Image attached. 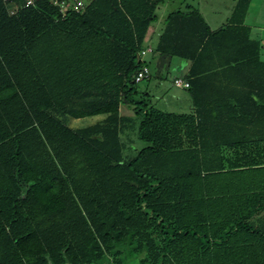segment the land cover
Here are the masks:
<instances>
[{"label":"trees","instance_id":"obj_1","mask_svg":"<svg viewBox=\"0 0 264 264\" xmlns=\"http://www.w3.org/2000/svg\"><path fill=\"white\" fill-rule=\"evenodd\" d=\"M163 1L93 0L82 13L61 18L48 0L12 16L0 0V264L262 259L264 229L251 219L264 213V155L219 148H260L264 106L238 109L261 115V122L224 125L211 122L194 91V116L157 113L146 95L132 99L135 54ZM248 3L237 0L228 26L215 33L195 11L168 18L185 23L189 42L196 37L193 78L214 69L244 72L227 76L237 85L222 87L216 97L264 102V63L244 45ZM215 44L220 48L209 52ZM120 95L133 107L137 137L146 144L129 156L117 136ZM96 114L106 115L102 123L66 126L67 117ZM227 127L246 134L228 143L215 133ZM220 233L222 242L234 233L229 240L236 244L244 234L252 236L245 242L261 237L262 250L257 254L254 244L220 249Z\"/></svg>","mask_w":264,"mask_h":264},{"label":"crops","instance_id":"obj_2","mask_svg":"<svg viewBox=\"0 0 264 264\" xmlns=\"http://www.w3.org/2000/svg\"><path fill=\"white\" fill-rule=\"evenodd\" d=\"M172 0H164L162 3L155 6L153 10L154 19L148 24L141 44L138 47V51L148 47L150 52L142 57V65L145 66L149 72V79L142 83V86L136 85V95L132 99H136L140 95H146L149 100V108L157 113L174 115V116H194V108L192 104L191 91H194L196 95H201V107L206 111H209L211 122L221 123L224 125H235L239 123H249L254 118L257 122H261L263 117L261 115L251 116L242 113L239 114L238 109H255L264 106V102L256 99H230V98H217L216 95L222 90V87L232 85L236 83L229 81L227 76H241L244 72H231L229 70L214 69L207 72L199 73L194 78L191 76L190 71L193 65L191 55L196 56L197 50L196 44L192 42L196 37L191 38V42L188 40L187 33L185 32V26L182 22L175 23L168 17L172 13L179 12L186 14L190 11H195L201 18L203 24L207 27L209 33H215L228 26V20L233 11V8L237 0H212L208 5H204L205 10H202L203 4L208 0H177V5L174 8L167 6L164 10L162 7L164 4ZM210 7V9H209ZM261 8H263V0H249L245 15L242 20V26L247 28V38L244 45L253 47L257 51L258 61L264 63V13L261 14ZM179 28V31H177ZM181 28L184 29L181 31ZM200 29V28H199ZM245 41V39H243ZM204 42V40H203ZM245 48H248L246 47ZM207 50L213 52L219 49L218 44L208 45ZM234 46H231L228 50L223 45V51H233ZM206 50V52H208ZM205 55V54H203ZM199 62V61H198ZM203 64V63H202ZM206 66V65H205ZM174 79H180L183 82H187L188 87H176L173 85ZM237 85V84H236ZM238 95L243 97L246 93V88L243 84L237 86ZM117 136L118 142L123 153V146L125 144H131L128 140L129 132L136 129L138 120L133 113V107L130 106L120 95L117 105ZM208 116V115H206ZM83 118H89L92 124L84 126H92L100 124L106 118L105 114L90 115ZM83 118H71L67 117L65 120L66 126L69 119H83ZM77 122V121H71ZM80 123V122H79ZM70 128L69 126H67ZM81 127V128H84ZM136 127V128H135ZM80 129V127L70 128ZM250 132V131H249ZM217 133V137L226 140L228 143H233L239 138H243L246 133L239 132L234 129L223 128ZM133 140V136H132ZM139 140V139H138ZM146 146V144H145ZM145 146L136 149L133 152L136 153ZM222 154L234 155V154H248L252 155L251 150L258 151L259 155H264V144L258 148L255 147H239L229 145L219 148ZM251 220L256 222L259 228L264 229V213H260L254 216ZM223 233V232H222ZM220 233L221 241L218 243L219 248L229 251L233 247L237 249L241 245H255V252L260 253L261 237H255L256 242H245L246 239H251V235L244 234V243L236 244V238L230 239L232 236H236L234 233H230L227 240L222 242L224 235ZM263 236V235H261ZM217 245V244H216ZM262 259L255 260L257 264H264V254Z\"/></svg>","mask_w":264,"mask_h":264},{"label":"built area","instance_id":"obj_3","mask_svg":"<svg viewBox=\"0 0 264 264\" xmlns=\"http://www.w3.org/2000/svg\"><path fill=\"white\" fill-rule=\"evenodd\" d=\"M39 0H19L16 4L13 0H6V12L9 16L15 15L18 10L27 9L33 7ZM93 0H48V2L56 8L58 15L63 18L66 13L73 12L80 14ZM150 52V48L145 47L135 54L136 63L139 65L138 69L133 75V83L138 85L141 82L149 79V72L145 66L142 65V57ZM173 85L176 87L187 88V82H183L180 79H174Z\"/></svg>","mask_w":264,"mask_h":264},{"label":"rangeland","instance_id":"obj_4","mask_svg":"<svg viewBox=\"0 0 264 264\" xmlns=\"http://www.w3.org/2000/svg\"><path fill=\"white\" fill-rule=\"evenodd\" d=\"M204 1V0H203ZM212 2V0H208L206 1L203 6H202V10H205L204 8V5H208L210 6L209 4ZM177 5V0H172V1H169L167 2V4H164V6L162 7V9L166 10L167 9V6L170 7L171 9L174 8L175 6ZM210 9V7H209ZM262 10L260 11L261 14L264 13V0H263V8H261ZM146 82V81H144ZM142 83H139L138 85L141 87L142 86ZM71 121H77V122H71ZM69 122L67 124V126H69L70 128H78V127H84V126H87V125H90L94 122H92L89 118H83V119H78V120H74V119H69ZM80 122V123H79ZM136 128V127H135ZM132 136H133V140H132ZM128 140H129V143L131 144V146H129V144H125V146H123V155L125 156H129V155H134L135 151L133 152L134 148L136 147V149H139L143 146H145V144L138 140L136 138V129L132 130L129 132L128 134ZM139 259V258H138ZM138 259H134V260H128V264H139V260ZM108 264H114V260L112 259V257L109 258L108 260Z\"/></svg>","mask_w":264,"mask_h":264}]
</instances>
